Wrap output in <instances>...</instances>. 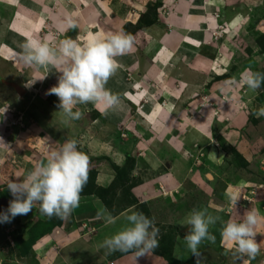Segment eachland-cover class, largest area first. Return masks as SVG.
<instances>
[{
  "label": "crops",
  "instance_id": "1",
  "mask_svg": "<svg viewBox=\"0 0 264 264\" xmlns=\"http://www.w3.org/2000/svg\"><path fill=\"white\" fill-rule=\"evenodd\" d=\"M117 1H120L122 6ZM137 1L0 0V34L10 35V28H12L15 32L24 34L27 40H43L53 47L60 39L68 37L72 39L79 37L78 43L84 45L90 33L99 32L107 35L121 32L125 23L136 24L138 13H143L149 0ZM233 1L235 0H164L165 16L167 14L166 19L164 18V25L138 31L134 36L135 43L132 51L116 58L119 64L118 70L107 81L105 87L120 97V104L111 109H105L103 103L77 104L73 111H79L80 118L63 123L70 139H76L79 146L80 144L86 146L91 157L101 158L97 175V185L100 187H109L115 179L116 173L112 166L110 167V163L122 167L127 159L141 158L151 170V175L136 190L142 191L144 188H149L150 196L153 197L158 191V184L163 183L167 191L172 192L176 199V201L160 199L156 201V207L152 205L157 212H162L164 216L162 223L169 224V229L172 226H178L175 224L183 225L179 228L182 232L183 227L187 230L190 228L184 220L188 218L186 213L194 209L196 202L193 193L190 195V192L194 186L202 187L206 184L201 185L200 183H203L201 178H196L195 174L192 176L189 174L192 160L188 145L195 140L199 141L198 143L206 140L212 141L213 137L210 122L208 125V121L202 118L198 121V127L190 129V123L185 119V115L199 108V96L205 99L204 102L209 100L214 109L218 105L221 108V92L227 90L229 84H235V87L230 85L231 90L228 93L233 100L230 102V109L224 112L222 110V113L230 117V122L243 120L240 116L244 113L245 107L238 104L241 100L247 104L248 108L252 107L249 102L255 92L249 91L244 81H240V69L237 73L230 72L231 59L237 66L240 64L237 39L246 27L243 18H247V14L242 12L241 7L235 5ZM118 4L119 8L114 11V6ZM115 12L120 15L116 16ZM69 14H74L71 15V19L76 24V28H68ZM124 16L127 17V21L122 20L123 23L119 27L103 24L98 25L95 30L96 21L100 22V19L105 22L104 19L110 18V21L106 22L110 25L111 18L118 17L117 19L120 20ZM44 28H47V31H43ZM52 38H55L54 42ZM8 46L10 45L6 44L5 50H8L3 53L25 73L30 67L25 68L18 62L14 55L17 52ZM211 56L214 60H218L217 57L220 56V69L218 71H216L217 68L215 69L217 77H222L226 73L234 77L230 76L223 81H211L209 76V72H212ZM47 68L43 67L44 72ZM44 72L40 69L38 72L34 71L32 75L33 85L38 86V89L42 88L40 96L57 85L60 75L57 69L52 73V76L57 75L56 78H51L46 75L48 73ZM192 98L195 99L190 105L188 101ZM205 109L202 111H207V108ZM52 113L56 125H60L66 119L63 112ZM215 122L217 123L216 120ZM34 127L27 126V131L38 135L36 134L38 129ZM76 127L79 128L76 129ZM7 130L6 123H3L0 114V141H3L0 143V167L6 162H14L9 160V152L6 154L5 151ZM185 140L188 142L185 143ZM206 143L209 142L206 141ZM29 148L30 145H26L23 149L24 157H27L25 152ZM216 151L209 148L205 156L206 161L213 166L221 161V156ZM20 168L19 173L23 172L25 175L23 170L25 167L20 166ZM127 175L130 174L127 173ZM22 179H18V182ZM205 179L208 180L207 182L211 181V179ZM8 181L10 177L3 174L0 169V198L12 200L6 195ZM179 187L180 189L177 190L179 195L176 196V189ZM253 187L251 186L250 189L252 190ZM227 189L228 186H225L223 202L228 197L229 189ZM210 192L212 193L213 189L209 185L207 193ZM188 197L193 198L191 202L193 206L190 205L185 210L172 209L174 205H180ZM243 199L252 203V200L247 197ZM261 204L260 201L258 206ZM226 205L228 206L229 203ZM236 205L227 207L210 200L206 204L203 203L201 208L197 207L198 210L207 209L209 214L220 218L209 229L216 240L215 243L208 245L207 249L213 250L219 256L221 252V256H225L226 264H237L236 253L234 245L222 237L221 228L230 220L241 221L244 212L248 211L249 207L253 209L250 205ZM152 207L151 212H153ZM101 208L107 209L110 213L97 196L80 198L79 206L67 217L70 221V228L49 232L43 234L44 236L40 234L39 240L32 243L27 255H22L18 259L10 255V249H14V238L11 231L16 229L18 224L24 226L28 221V216L31 218V214L19 215L10 223L0 224V264H56L57 262L59 264H97L100 261L103 262L108 250L101 247L102 242L125 227L126 223L123 221L124 215L122 214L129 210L136 211V208H128L117 217L110 213L117 218L114 224H105L103 220L96 218ZM262 209V206L255 209L260 216ZM238 216L240 219H235ZM181 217H183V223H179ZM260 224L261 222L255 228L256 237H258ZM184 251L188 252L187 249ZM174 253L177 256L176 248ZM245 260L246 264H264V254H257L255 258L246 257ZM121 262L122 264H167L158 256L152 255L151 257L150 254L145 257L128 254L121 258Z\"/></svg>",
  "mask_w": 264,
  "mask_h": 264
},
{
  "label": "rangeland",
  "instance_id": "2",
  "mask_svg": "<svg viewBox=\"0 0 264 264\" xmlns=\"http://www.w3.org/2000/svg\"><path fill=\"white\" fill-rule=\"evenodd\" d=\"M117 2L119 3L120 1ZM137 2H140V0ZM163 2L164 0H149L145 5L143 13H138V22L136 24L125 23V26L122 24L124 27L121 31L135 36L138 31L140 32V30L164 25V18L166 19L167 14L165 16L166 8ZM233 3L241 7L242 12L247 14V18H243L246 27L242 34H240L239 39H237V54L239 55L240 64L237 66V64H235V62L231 59L230 72L237 73L240 69V81H245L250 72L264 73V0H235ZM120 5L122 6L121 2ZM118 8L119 4L115 5L113 9L116 11ZM115 14L116 16L120 15V13L116 12ZM117 18H111L110 25L106 23L110 21V18L104 19L105 22L103 19H100V22L96 21L95 30H97L98 25L104 24V26L119 27L121 23L127 21V17L125 16L124 18H120V20ZM139 24H141V28ZM43 31H47V28H44ZM13 33L15 34L11 35ZM10 35L12 37H10ZM10 35L0 36V108L7 107V111L4 112L3 115L1 114L2 121L3 123H6V127L8 128L6 132L8 137L6 139L7 143L5 151L6 154L9 152V160L14 162H6L2 167H0V169L3 174L10 177V181L18 182V179L21 180V178H24L29 170L46 160L50 150L45 141L46 138L48 139L49 144H54L56 142L63 143L64 141L69 140L70 137L66 132V128L64 126L65 124L63 125L65 122L63 121L60 125H56V120L53 119L52 112L56 114L62 113V111L59 112L60 109L58 108L60 103L59 99L54 94H47L48 92H45L43 96H40L42 88L40 87L38 89V86L33 85L34 79L32 75L34 71L37 70L38 72L41 69L44 72L43 67H40V69L39 67H36V69L29 68L24 73L20 70V68H18V66L14 65L13 61L8 59L6 54L3 53V51L8 50H5L6 44H9L10 46L8 47L12 50L20 52L22 45L27 40L24 34L17 33L12 28H10ZM42 36H44V34ZM7 38H11L12 40L10 41ZM54 39L55 38H52L53 42ZM8 41H10V43ZM210 58H212V72H209L211 81H223L230 76L234 77L233 75H230V73H226L222 77H217L215 69L217 68L216 71L220 69V56L217 57L218 60H214L212 56ZM237 67L239 68L237 69ZM22 68L24 69V67ZM54 71L55 69H50L48 67L45 69L44 73H48L46 75L51 78H56L57 75L52 76ZM7 83L17 84L20 88H22L21 93H18ZM230 85L231 84L228 85L227 90H222L221 92V108L220 105H218L219 107L217 106L214 109V106L209 100L204 102L205 99H202V97L199 96V108L193 109L192 112L185 115V119L190 123V129L198 127V121L200 119H206L208 121V125L210 122L213 135L212 141L206 140L209 143H206V141L198 143L199 141L195 140L193 143L190 141L191 144L188 145L190 158L192 160L190 161V165L192 164L190 168L191 173L189 170L188 172L191 176L195 174L196 178H201L203 181V183H200L201 185L206 183L202 185V187L199 185L196 187L194 186L193 190H190V195L193 193V197H195L196 200L194 209H197V207L201 208L203 203L206 204L210 200H213L216 204H224L225 206L229 203L230 206L228 205L227 207H234L236 204L243 206L250 205L255 210L256 207L262 206L263 209L261 211V216L264 218V115H260L258 112V109H264V83L261 84L259 89L254 91V96L249 102V104L252 105L251 108H248L247 104L244 103L243 100L238 103L245 108L243 109V116H240L243 120H238L236 122H230V117L225 116L222 113V110L224 112L230 109V102L233 100L230 98V94L228 93L231 90V86L235 87V84ZM202 96L204 97L205 95ZM193 99L195 98L189 99L188 102L190 105L192 104L191 102ZM233 104H235V102H233ZM204 107L207 108V111L205 112L202 111L205 109ZM27 126H29V128L33 126L37 127L38 130H36V134L38 135H34L31 131L28 133ZM79 127H76V129ZM186 142H188V140H185V143ZM26 145H30V148L25 152L27 157H24L23 149L26 148ZM80 145L81 146L79 147L81 151L89 156V173H95L97 185V175L100 169L99 166L101 158L95 159L91 157L88 153V148L83 144ZM209 148L210 150H217L216 152L221 156V161L218 165L213 166V164H209L206 161L205 156ZM190 158L188 159L190 160ZM218 159L220 160V157ZM142 161L143 160L141 158L132 157L131 159L126 160L124 166L120 167V177L122 180L124 179V181L122 182V180H120L119 186H116L115 189L119 187V190L117 191L118 195L116 198L113 196L115 199L114 201H110L111 195L113 194L112 192H110L111 195L105 196L108 199L107 205L110 206L116 217L120 216L128 208H136L135 210L137 212H142L145 216L154 221L155 227L159 230L157 235L158 244L154 249L144 253L142 257H145L148 254H150L151 257L152 255H155L158 256L161 261L168 264L163 257L156 254L155 251H157L162 255L170 258L172 257L175 260V264H194V260L191 257L184 240V236L189 232L190 228L187 227V230L183 227L182 229H184V231L182 232L179 228L183 225L175 224L178 226H172L171 229H169V224L162 223V220L164 219L162 212H157L155 210L157 204L156 201H160V199L162 201H176L173 193L167 191V188L163 183L158 184V191L154 193L155 195H153V197L150 196L151 192L149 188H144L142 191L136 190L138 186H141L144 180L149 178L151 175V170L147 167L146 163ZM165 164L167 165V162ZM112 165L113 164L110 163V167ZM20 166L25 167L23 169L25 175L23 172L19 173L21 169ZM127 173L130 175L128 176ZM209 173L212 176L210 181L211 183L207 182L208 180L205 179ZM90 176L92 177V175ZM90 176L88 175L86 189L90 186ZM222 176L223 178H221ZM209 185L211 186V189H213V192L208 194L207 189ZM225 186H228L229 189L228 197L225 199L226 203L223 202V191L225 190ZM251 186H254L252 190L250 189ZM128 187L129 190L127 189ZM179 189L180 187L176 189V196L179 195L177 191ZM6 193L8 197L13 199L9 191H6ZM86 196L87 195L81 194V198ZM150 197L152 199H150ZM244 197L251 199L252 203L243 199ZM192 199L189 197L185 198L180 205H174L172 209L181 208L185 210L188 206H193V204H191V202H193ZM147 200L148 203H146ZM260 201L262 204L258 206ZM141 202L143 204H140ZM153 204L155 207H152ZM151 207L153 208V212H151ZM248 209L250 210L251 208L249 207ZM192 210L193 209L190 210V213ZM227 210H229V208ZM156 213H159V215H156ZM176 213L177 211L175 210V214ZM190 213H186L187 217ZM29 214H31V218L28 216V221L24 226L17 223L18 225L16 229L11 231L14 238V249H10V255L14 259H18L22 257V255H27V251H30L29 249L33 245L32 243L35 241L36 236L42 233H53L56 230H67L70 228L69 218L60 219L55 216L49 218L41 214L39 205L35 206ZM239 216L235 219H240ZM16 217L13 218V220L16 219ZM184 220L186 223L187 218ZM123 221L126 223L125 218H123ZM179 223H183V217L179 219ZM260 225L258 237L255 239L257 243H260V253L258 254L263 255L264 219L261 220ZM212 227L213 226H210V228ZM36 229L38 232H36ZM85 234L88 235V233ZM37 240H39V238L36 239V241ZM181 240L182 242H180ZM210 244L211 242L205 240L200 245L199 251L202 254L201 264H226L227 262H225V256H221V252L219 256L216 252H213V250L207 249V246ZM175 248L177 256L174 253ZM186 249L188 250L187 253L184 251ZM125 254L136 255L135 251L108 252L105 260L103 262L100 261V263L98 262L97 264H122L121 258L126 256ZM56 264H59V262Z\"/></svg>",
  "mask_w": 264,
  "mask_h": 264
},
{
  "label": "clouds",
  "instance_id": "3",
  "mask_svg": "<svg viewBox=\"0 0 264 264\" xmlns=\"http://www.w3.org/2000/svg\"><path fill=\"white\" fill-rule=\"evenodd\" d=\"M71 15L68 28H76ZM79 37L60 39L53 47L39 39H28L21 51L14 53L18 62L30 68L49 67L60 73L58 82L47 94H54L59 99V112L65 116L64 122L78 120L79 111H73L77 104L103 103L105 109L115 108L120 104V97L105 87L107 81L115 75L119 64L117 57L132 51L135 43L133 35L125 32L111 34L90 33L86 44L78 43ZM45 76L43 77V79ZM246 87L255 91L264 83V73L250 72L244 81ZM7 107L0 108L3 115ZM264 115V109H258ZM45 161L29 170L22 181L6 183L10 195L5 211H0V224L10 223L18 215H27L39 205L41 214L65 219L78 206L81 193L88 181L90 159L79 150V142L69 139L63 143L49 144ZM3 143V141H0ZM211 179V174L207 175ZM126 226L111 237L105 238L101 247L109 253L114 251L132 252L142 256L157 244L158 229L154 221L142 212L129 210L123 213ZM238 222L224 224L221 235L234 245L237 264H246L245 258H255L260 251V243L255 237V228L262 218L257 210H248ZM105 224L116 222L107 209L101 208L96 214ZM220 218L207 212V209H193L186 223L190 226L184 240L194 264H201L200 245L207 240L215 243L216 237L209 231L210 226Z\"/></svg>",
  "mask_w": 264,
  "mask_h": 264
},
{
  "label": "trees",
  "instance_id": "4",
  "mask_svg": "<svg viewBox=\"0 0 264 264\" xmlns=\"http://www.w3.org/2000/svg\"><path fill=\"white\" fill-rule=\"evenodd\" d=\"M139 25H140V28H141V24H139ZM112 168L115 171L116 176H115V179H114L113 183L109 187L104 188V187H100L99 185H96V176H95V173L94 172L92 174L88 173L89 176L92 175V177L90 176V178H89V180H90V186L87 189H86V186H85L81 194L87 195V196H91V195L97 196L104 203V205L108 208V210L110 211V213L113 216H116L112 212V209L110 208V206L107 205L108 199L105 197L107 195H111L110 192H112L113 194L111 195L110 201H114L115 200L114 197L116 198V196L118 195L117 194V191L119 190V187L117 189H115V188H116V186H119V182H120V180H122L121 177H120V173H121L120 169L121 168L118 167L117 165H114V164L112 165ZM123 181H124V179L122 180V182ZM127 189L129 190V187ZM36 232H38L37 229H36ZM43 234L44 233H42V235ZM38 236H36L35 241H36V239L40 238ZM155 252L159 256L163 257L168 262V264H175V260L172 257L170 258V257H167L165 255L160 254L157 251H155Z\"/></svg>",
  "mask_w": 264,
  "mask_h": 264
},
{
  "label": "water",
  "instance_id": "5",
  "mask_svg": "<svg viewBox=\"0 0 264 264\" xmlns=\"http://www.w3.org/2000/svg\"><path fill=\"white\" fill-rule=\"evenodd\" d=\"M9 86L13 87L18 93H21L22 88H20L17 84L7 83ZM10 199L0 198V211H5L8 207Z\"/></svg>",
  "mask_w": 264,
  "mask_h": 264
}]
</instances>
